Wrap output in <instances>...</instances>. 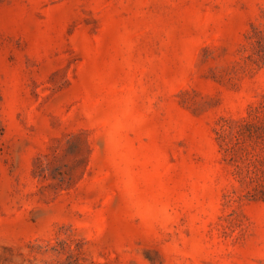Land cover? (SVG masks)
<instances>
[{
	"label": "rangeland",
	"instance_id": "obj_1",
	"mask_svg": "<svg viewBox=\"0 0 264 264\" xmlns=\"http://www.w3.org/2000/svg\"><path fill=\"white\" fill-rule=\"evenodd\" d=\"M0 264H264V0H0Z\"/></svg>",
	"mask_w": 264,
	"mask_h": 264
}]
</instances>
